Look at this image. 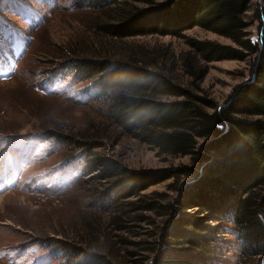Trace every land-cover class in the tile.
<instances>
[{
  "label": "trees",
  "instance_id": "obj_1",
  "mask_svg": "<svg viewBox=\"0 0 264 264\" xmlns=\"http://www.w3.org/2000/svg\"><path fill=\"white\" fill-rule=\"evenodd\" d=\"M252 1L96 0L95 9L109 4L111 21L100 28L115 41L186 38V31L200 27L236 45L188 38L191 50L179 56L131 50L123 59H83L75 68L80 82L93 81L96 99L122 134L159 156L191 160L169 171H134L90 151L81 159L83 172L93 174L95 183L109 184L96 205L106 208L116 230L146 236L138 242L121 238L135 248L128 254L137 264H219L227 248L221 238L230 233L248 257L264 256V0L255 6ZM255 23L256 40L247 31ZM248 59L251 78L223 106L198 94L210 63ZM177 70L190 79L187 85L177 81ZM170 179L176 180L170 188L179 194L173 201L159 192L144 194ZM142 224L154 230L141 232ZM71 255L72 264H122L105 252Z\"/></svg>",
  "mask_w": 264,
  "mask_h": 264
},
{
  "label": "rangeland",
  "instance_id": "obj_2",
  "mask_svg": "<svg viewBox=\"0 0 264 264\" xmlns=\"http://www.w3.org/2000/svg\"><path fill=\"white\" fill-rule=\"evenodd\" d=\"M95 3L0 0V264H72L71 253L83 252H105L117 255L122 264H137L128 254L135 248L121 238L138 242L146 236L116 230L106 208L96 205L109 184L95 183L93 174L83 172L81 159L90 151L134 171H169L191 163L189 157L159 156L151 146L122 134L107 118L106 105L96 99L93 81L80 82V70L75 69L79 61L123 59L131 50L179 56L191 50L188 38L236 47L200 27L186 31V38L156 35L115 41L100 28L111 21L109 4L95 9ZM251 16L252 11L249 21ZM257 25L247 30L254 40ZM250 61L210 63L198 94L223 106L251 78ZM72 66L75 72L66 69ZM175 75L183 86L190 81L181 70ZM175 181L144 194L159 192L173 201L179 196L170 188ZM145 215L165 220L155 213ZM142 227L141 232L154 230ZM221 242L227 248L219 264H264V256L248 257L234 234L223 235Z\"/></svg>",
  "mask_w": 264,
  "mask_h": 264
}]
</instances>
